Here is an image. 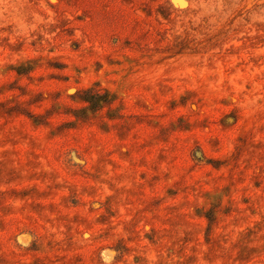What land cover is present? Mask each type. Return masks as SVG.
Here are the masks:
<instances>
[{
	"label": "rangeland",
	"instance_id": "obj_1",
	"mask_svg": "<svg viewBox=\"0 0 264 264\" xmlns=\"http://www.w3.org/2000/svg\"><path fill=\"white\" fill-rule=\"evenodd\" d=\"M0 264H264V0H0Z\"/></svg>",
	"mask_w": 264,
	"mask_h": 264
}]
</instances>
